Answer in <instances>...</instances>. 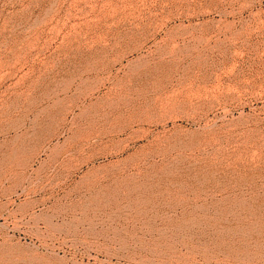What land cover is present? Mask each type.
Listing matches in <instances>:
<instances>
[{"label":"rangeland","instance_id":"rangeland-1","mask_svg":"<svg viewBox=\"0 0 264 264\" xmlns=\"http://www.w3.org/2000/svg\"><path fill=\"white\" fill-rule=\"evenodd\" d=\"M0 264H264V0H0Z\"/></svg>","mask_w":264,"mask_h":264}]
</instances>
